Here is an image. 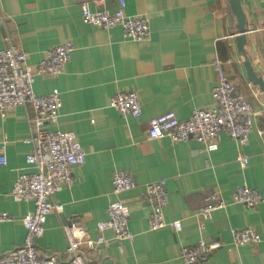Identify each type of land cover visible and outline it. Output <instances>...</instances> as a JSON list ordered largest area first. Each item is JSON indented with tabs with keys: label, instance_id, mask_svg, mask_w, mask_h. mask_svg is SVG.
<instances>
[{
	"label": "crops",
	"instance_id": "crops-1",
	"mask_svg": "<svg viewBox=\"0 0 264 264\" xmlns=\"http://www.w3.org/2000/svg\"><path fill=\"white\" fill-rule=\"evenodd\" d=\"M82 2L91 10L114 12L119 7V0H0V48L17 46L30 67L48 48L67 40L73 45L61 74L36 75L33 82L37 95L58 92L61 100L57 123L42 128L73 132L85 152L84 163L71 167L72 184L50 198L63 209L47 215L44 233L36 240L40 254L66 260L62 225L78 222L92 232L96 222L106 219L108 205L119 200L129 208L133 239L115 241L112 232L105 231L108 245L88 264H184L181 249L199 240L221 245L194 264H264V200L255 208L232 201L240 185L256 188L264 197V91L246 75L229 0H124L127 15L148 21L149 35L143 40L124 36L119 26L103 29L86 23ZM240 2L245 50L264 80V0ZM215 60L223 63L236 92L251 104L248 142L241 145L221 132L218 148L207 151L194 139H148V121L162 112L172 110L183 120L196 108L213 106ZM128 90L139 96L137 117L109 106L114 94ZM34 115L27 105L0 121V155L6 157V164H0V212L11 217L0 222V254L22 243L23 218L33 210L32 201H15L10 192L19 174L34 171L25 162L32 149L25 140L34 129L28 120ZM239 156L248 158L245 167ZM114 170L127 172L139 187L165 180L164 220L177 221L178 229L149 230V210L140 188L113 194ZM212 193H218L225 206L205 220L198 212ZM246 227L254 228L261 241L235 246L231 231Z\"/></svg>",
	"mask_w": 264,
	"mask_h": 264
},
{
	"label": "built area",
	"instance_id": "built-area-1",
	"mask_svg": "<svg viewBox=\"0 0 264 264\" xmlns=\"http://www.w3.org/2000/svg\"><path fill=\"white\" fill-rule=\"evenodd\" d=\"M82 19L97 28L110 29L119 26L124 36L133 40H143L149 35L148 21L143 16H129L124 12V0H119L116 11L104 8L91 10L86 2L81 3ZM2 22L0 18V23ZM73 50L72 42L67 40L45 51V56L35 66L26 63V53L15 45L0 48V121L4 120L18 107L31 105L34 118L28 120L33 126L30 137L25 140L31 144L25 162L34 168L32 172H22L11 189L15 201H32L33 210L23 218L25 235L22 243L0 254V264H88L92 257L99 256L109 239L104 232L109 230L115 241L132 240L133 234L128 226L129 208L122 201L111 202L106 209V219L98 221L92 232L78 222L62 225L66 241L67 259L41 255L36 240L44 233L46 217L51 212H62L63 205L50 200L51 196L68 187L73 182L71 167L82 165L85 152L76 135L60 129H43L45 124H56L61 104L58 92L37 95L33 90L36 75L55 77L61 74ZM217 80L212 89L214 104L212 107L196 108L187 119H178L172 110H167L148 121L146 135L148 139L168 138L177 143L194 139L205 150L218 148L217 136L226 132L239 144H246L252 130L253 110L249 101L236 92L227 77L220 60H215ZM109 106L122 115L137 117L141 114V103L137 92L128 90L114 94ZM5 145H2L3 150ZM240 166L248 163L246 156H239ZM0 164H6V157L0 155ZM112 193L118 195L124 191L138 188L135 180L123 170H114L111 178ZM140 197L148 207L147 225L149 230H158L165 226L178 229L179 223L166 222L163 211L167 204L165 180L147 182L140 187ZM264 200L262 193L248 185L237 186L232 193L234 203L255 208ZM225 206L218 193H212L205 199L198 215L208 219L211 213ZM11 217L0 212V222ZM202 226V225H201ZM235 246L257 244L261 241L259 233L251 227L237 228L231 231ZM221 242L205 243L199 240L195 245L184 246L181 258L184 264H194L206 259L218 248Z\"/></svg>",
	"mask_w": 264,
	"mask_h": 264
},
{
	"label": "water",
	"instance_id": "water-1",
	"mask_svg": "<svg viewBox=\"0 0 264 264\" xmlns=\"http://www.w3.org/2000/svg\"><path fill=\"white\" fill-rule=\"evenodd\" d=\"M229 4L236 18V30H237V34L235 36L236 47L238 52L243 57V65L246 70V75L254 85H257L261 90L264 91V80H262V78L258 76L254 71L251 65V60L245 50V45H246L245 14L241 8V2L240 0H229Z\"/></svg>",
	"mask_w": 264,
	"mask_h": 264
}]
</instances>
